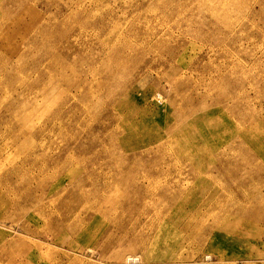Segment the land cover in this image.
Wrapping results in <instances>:
<instances>
[{"label":"rangeland","instance_id":"rangeland-1","mask_svg":"<svg viewBox=\"0 0 264 264\" xmlns=\"http://www.w3.org/2000/svg\"><path fill=\"white\" fill-rule=\"evenodd\" d=\"M136 263L264 264V0H0V264Z\"/></svg>","mask_w":264,"mask_h":264},{"label":"bare ground","instance_id":"bare-ground-1","mask_svg":"<svg viewBox=\"0 0 264 264\" xmlns=\"http://www.w3.org/2000/svg\"><path fill=\"white\" fill-rule=\"evenodd\" d=\"M152 2V1H151ZM156 2V1H155ZM100 4H101V2H100ZM35 15V14H34ZM79 22V21H78ZM88 26V25H87ZM132 31V30H131ZM60 33V32H59ZM62 35V34H61ZM252 35V34H251ZM56 37H57V35H56ZM76 37H78V34H76V35H74V38L73 39H76ZM55 38V37H54ZM59 38V37H58ZM61 38V37H60ZM63 41V40H62ZM61 41V42H62ZM76 46V45H75ZM77 47H79V46H77ZM76 47V48H77ZM57 49V48H56ZM115 51V50H114ZM59 54V53H58ZM81 55V54H80ZM82 56V55H81ZM261 57V56H260ZM60 62V61H59ZM71 62V61H70ZM75 62V61H74ZM60 64V63H59ZM260 73V72H259ZM258 74V73H257ZM245 77V76H244ZM68 79V78H67ZM235 81V80H234ZM60 85V84H59ZM49 95V94H48ZM73 115V114H72ZM256 116V115H255ZM250 118V117H249ZM57 129V128H56ZM57 133V132H56ZM163 149V148H162ZM32 169V168H31ZM161 176L162 175H164L163 173L162 174H160ZM157 176V175H156ZM95 182V184L96 185H102V183H98L97 184V180H95L94 181ZM157 182H158V187L162 184H167V180L166 181H164L163 183H162V181L160 182L158 179H157ZM140 183V182H139ZM74 184V183H73ZM82 184V183H81ZM84 184H86V183H84ZM94 184V185H95ZM83 186V185H82ZM146 186H148V185H146ZM168 186V185H167ZM170 186V185H169ZM89 187V186H88ZM117 187V186H116ZM54 188V187H53ZM78 188H80V187H78ZM144 188V187H143ZM146 188V187H145ZM148 188H149V186H148ZM51 189V188H50ZM54 190V189H53ZM137 190H139V189H137ZM142 190H144V189H142ZM141 190V191H142ZM113 191V190H112ZM135 191H136V189H135ZM188 191H189V189H188ZM87 192V191H86ZM144 192H146V191H144ZM184 190H183V188H181V187H177V185H176V190H175V193H177V195H180V196H183L184 195ZM191 193V192H190ZM189 193V194H190ZM155 194V193H154ZM165 194V193H164ZM64 195V194H63ZM91 195V196H90ZM88 194V197L91 199L92 197H93V195H92V193L91 194ZM100 195H101V193H100ZM53 197L54 196H56V195H52ZM66 196V195H65ZM65 196H63V197H61V198H59V199H63ZM109 196V195H108ZM117 196V195H116ZM140 196V195H139ZM166 196V195H165ZM171 196V195H170ZM176 196V195H175ZM174 196V197H175ZM185 196V195H184ZM77 197H78V195H77ZM157 197V196H156ZM55 198V197H54ZM76 198V197H75ZM101 198H104V197H101ZM148 198V197H147ZM153 198V197H152ZM56 199V198H55ZM116 199V198H115ZM169 199V198H168ZM174 199V198H173ZM178 199V198H177ZM186 199V198H185ZM53 200V199H52ZM57 200H58V197H57ZM98 200L99 199H95V201H94V199H93V205H91V208H87V210H84V211H91V214L89 215V216H87L86 218V222H84V221H82V220H77V222H75V228H76V230H79L81 227H83V225H84V227L85 226H87V225H89V223H91V222H93V223H95V222H97V221H99L100 219H99V217H100V215L102 214V209H100V207H99V204L97 205V202H98ZM104 200V199H103ZM160 201V200H159ZM173 201V200H172ZM174 201H177V200H174ZM181 201V200H180ZM185 201V200H184ZM204 201V200H203ZM164 203V202H163ZM182 203V202H181ZM180 203V204H181ZM184 203V202H183ZM57 206H56V210L57 211H49V215H48V220H52L53 218H59L60 219V215L58 214L59 212H63L62 211V208H61V206H59V202L57 201ZM79 204V203H78ZM117 204V203H116ZM56 205V204H55ZM154 205V204H153ZM201 205V204H200ZM63 206V205H62ZM96 206H97V208H96ZM105 206H107V205H105ZM112 206V205H111ZM157 206V205H156ZM64 207V206H63ZM113 207V206H112ZM135 207V206H134ZM170 207V206H169ZM199 207V206H198ZM162 208V207H161ZM135 209V208H134ZM110 210V209H109ZM182 210V209H181ZM208 210H209V208H208ZM104 211V210H103ZM111 211V210H110ZM56 212V213H55ZM205 213H207V212H205ZM208 213H209V211H208ZM113 214V213H112ZM111 214V215H112ZM204 214V213H203ZM86 215H87V212H86ZM110 215V214H109ZM187 215V214H186ZM205 215V214H204ZM207 215V214H206ZM108 217V216H107ZM192 217V216H191ZM190 218V217H189ZM184 220V219H183ZM69 221L70 220H68V218H66V217H62V219H61V222H60V227H64V226H66V225H68L69 224ZM141 224V223H140ZM92 225V224H91ZM119 225V224H118ZM116 226V225H115ZM137 227L139 226V225H136ZM142 227L144 226V225H141ZM184 226V225H183ZM91 227V226H90ZM136 227V228H137ZM50 228V227H49ZM185 228V227H184ZM69 229H72L70 226H69ZM90 229V228H89ZM92 229V228H91ZM133 229V228H132ZM139 229V228H138ZM64 230V229H63ZM115 230V229H114ZM130 229L128 228H126V231L128 232ZM89 231V230H88ZM81 232V231H80ZM86 232V231H85ZM105 232V231H104ZM136 232V231H135ZM90 233V232H89ZM109 233V232H108ZM71 234V233H70ZM82 234V233H81ZM84 234V233H83ZM102 234V233H101ZM135 234V233H134ZM80 235V234H79ZM88 236H89V234H87ZM124 235V234H123ZM131 235V234H130ZM75 236V235H74ZM78 236V235H77ZM108 236V235H107ZM142 236V235H141ZM72 237V236H71ZM93 237V236H92ZM77 238H79V237H77ZM88 238V237H87ZM101 238H102V236H101ZM126 238V237H125ZM76 239V238H75ZM121 239V238H120ZM128 239V238H127ZM103 240H105V239H103ZM88 241V240H87ZM130 241H132V240H130ZM55 242V241H54ZM94 242H96V241H94ZM122 242V241H121ZM124 242V241H123ZM122 242V243H123ZM144 245V244H143ZM63 247V246H62ZM84 248V247H83ZM100 248V247H99ZM71 249V248H70ZM98 250V249H97ZM100 251V250H99ZM99 253V252H98ZM91 254H93L92 252H91ZM117 257H119L118 255H117ZM132 258V257H131ZM129 259L128 258V260L127 261H131L132 263H133V261H134V259ZM207 258H209V257H207ZM135 263V262H134ZM137 264V263H136Z\"/></svg>","mask_w":264,"mask_h":264}]
</instances>
